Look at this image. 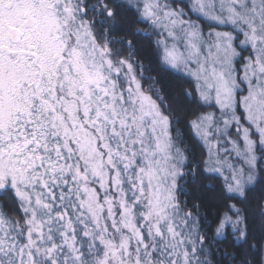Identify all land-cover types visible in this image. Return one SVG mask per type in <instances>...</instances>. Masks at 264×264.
<instances>
[{
	"label": "snow or ice",
	"instance_id": "6c2138e0",
	"mask_svg": "<svg viewBox=\"0 0 264 264\" xmlns=\"http://www.w3.org/2000/svg\"><path fill=\"white\" fill-rule=\"evenodd\" d=\"M0 264H264V0H0Z\"/></svg>",
	"mask_w": 264,
	"mask_h": 264
}]
</instances>
